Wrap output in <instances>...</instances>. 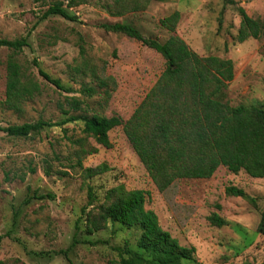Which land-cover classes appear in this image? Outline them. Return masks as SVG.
<instances>
[{"label":"rangeland","instance_id":"obj_1","mask_svg":"<svg viewBox=\"0 0 264 264\" xmlns=\"http://www.w3.org/2000/svg\"><path fill=\"white\" fill-rule=\"evenodd\" d=\"M58 1L63 0H0V38L30 35V46L21 53L0 48V128L40 119L60 124L71 116L94 113L128 120L165 70L166 60L103 26L131 25L145 37L164 43L171 33L161 20L174 12L180 14L176 34L194 52L233 61L235 77L227 89L230 104L264 108V35L242 43L237 40L238 8L264 21V0H80L79 6L68 9L76 21L60 16L41 20ZM12 56L40 88L20 111L3 105L6 64ZM39 69L73 93L48 83ZM101 81L107 86L101 88ZM85 88L96 92L89 97L82 93ZM68 97L81 100L85 111L62 114L58 105L69 109ZM84 126L83 121L55 125L29 138L9 137L0 130V264H119L113 247L136 248L139 230L109 223L94 235L85 232V214L119 186L144 190L146 209L157 214L161 227L182 246L196 249L197 261H264V236L258 233L264 178L220 167L210 179L177 180L161 192L123 127L109 133L112 146L106 148L87 136ZM88 168L105 171L88 177ZM229 186L243 189L247 197L228 196ZM40 195L52 197L38 199ZM213 214L220 215L225 225H213L209 220ZM75 240L78 243L73 245Z\"/></svg>","mask_w":264,"mask_h":264},{"label":"trees","instance_id":"obj_2","mask_svg":"<svg viewBox=\"0 0 264 264\" xmlns=\"http://www.w3.org/2000/svg\"><path fill=\"white\" fill-rule=\"evenodd\" d=\"M80 4V0L55 2L44 12L41 20L60 16L76 21L68 9ZM238 11L241 23L237 40L242 43L251 38L260 39L264 35V21L249 16L242 7ZM179 21V12L161 20L162 27L171 33L164 43L145 37L131 25L115 23L103 26L110 32L140 42L166 60L165 70L128 120L94 113L91 116H71L60 124L40 119L0 130L9 137L29 138L48 127L83 121L84 133L103 147L110 148L109 133L123 127L134 152L161 192L177 180L210 179L220 167H226L233 174L244 171L252 178H264V108L230 104L227 89L235 77L233 61L217 56L203 57L194 52L176 34ZM29 38L30 35L15 40L0 38V48L21 53L30 46ZM37 64L34 60V65ZM6 73L3 105L9 110L20 111L22 104L33 98L40 88L13 56L6 64ZM39 74L60 91L73 93L59 79L52 78L43 70L39 69ZM99 86L103 88L107 84L101 81ZM95 92L94 88L82 90L89 97ZM65 102L69 109L63 103L58 105L62 114L85 111L84 103L76 97H68ZM79 165L82 167V163ZM104 171L103 168L85 170L88 177ZM226 194L247 197L243 189L234 186L227 187ZM146 195L144 190L129 191L124 186L109 190L106 201L85 214L86 234L91 236L104 231L109 223L139 230L136 248L127 245L113 247L120 257L119 264H182L184 260L204 264L195 259V248L182 246L161 227L157 214L146 209ZM89 197V205H92L91 190ZM209 220L218 227L225 225V220L218 214L211 215ZM258 233L264 236V211ZM77 243L75 240L73 245Z\"/></svg>","mask_w":264,"mask_h":264}]
</instances>
